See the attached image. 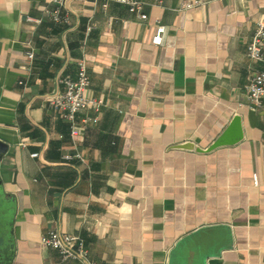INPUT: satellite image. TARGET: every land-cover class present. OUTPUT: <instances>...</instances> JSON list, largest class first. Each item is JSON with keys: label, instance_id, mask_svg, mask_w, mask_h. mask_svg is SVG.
I'll use <instances>...</instances> for the list:
<instances>
[{"label": "crops", "instance_id": "obj_1", "mask_svg": "<svg viewBox=\"0 0 264 264\" xmlns=\"http://www.w3.org/2000/svg\"><path fill=\"white\" fill-rule=\"evenodd\" d=\"M138 1L146 20L116 2L67 0L59 24L46 0H0L9 264H84L43 245L52 231L79 237L91 264H264V107L246 92L262 69L247 45L264 0ZM80 59L86 95L103 105L79 113L90 121L73 137L49 100ZM234 116L236 145L174 147L208 148Z\"/></svg>", "mask_w": 264, "mask_h": 264}, {"label": "built area", "instance_id": "obj_2", "mask_svg": "<svg viewBox=\"0 0 264 264\" xmlns=\"http://www.w3.org/2000/svg\"><path fill=\"white\" fill-rule=\"evenodd\" d=\"M49 8L46 9V15L51 20L59 24L67 23V18L62 15L61 10L67 0H46ZM97 1V0H96ZM102 1V6L107 7L108 3L116 2L128 7L131 13L139 14L141 20H146L147 16L140 14L142 4L138 0H98ZM204 4L200 0L184 1L181 5L183 9H191ZM90 27L87 28V33L90 31ZM164 30L163 26L157 27V35L153 38L154 44H160V33ZM85 41L81 46V51H84ZM26 57L29 61L33 59V51L27 50ZM247 57L255 63H260L262 69L258 73L254 74L246 87L247 100L249 107L252 109L264 107V19H260L256 22V27L247 45ZM89 76L86 68V64L83 59L76 62V77L75 79L63 78L61 84L63 90L56 94L49 100V104L58 116L65 122L70 124V134L73 137L80 136L86 124L90 121L89 118H85L80 122L77 121L79 113L91 108L98 111L103 105V101L100 99L87 97L86 91L89 87ZM37 154H33L32 157H36ZM77 158L81 157L77 154ZM67 159H70L67 157ZM43 245L50 247L51 249L60 252L62 258L65 259H77L84 264H91L87 259L88 249L84 245V242L76 236H70L67 234H61L58 232H49L42 240Z\"/></svg>", "mask_w": 264, "mask_h": 264}, {"label": "water", "instance_id": "obj_3", "mask_svg": "<svg viewBox=\"0 0 264 264\" xmlns=\"http://www.w3.org/2000/svg\"><path fill=\"white\" fill-rule=\"evenodd\" d=\"M242 135L240 117L234 116L222 134H220L208 148L203 149L195 147L191 142H185L174 147L186 151L210 153L221 147L236 145L242 140ZM7 150V144L0 140V163L7 153ZM13 214L14 202L11 201L0 188V264H9L10 262L7 254L11 251L10 228ZM5 255H7L8 258H4Z\"/></svg>", "mask_w": 264, "mask_h": 264}, {"label": "flooded vegetation", "instance_id": "obj_4", "mask_svg": "<svg viewBox=\"0 0 264 264\" xmlns=\"http://www.w3.org/2000/svg\"><path fill=\"white\" fill-rule=\"evenodd\" d=\"M7 255L9 256V255H10V253H8ZM7 255H5V256H4V258H8V256H7Z\"/></svg>", "mask_w": 264, "mask_h": 264}]
</instances>
